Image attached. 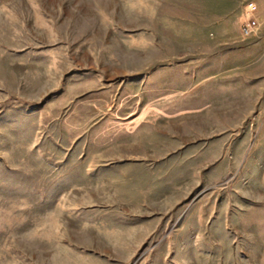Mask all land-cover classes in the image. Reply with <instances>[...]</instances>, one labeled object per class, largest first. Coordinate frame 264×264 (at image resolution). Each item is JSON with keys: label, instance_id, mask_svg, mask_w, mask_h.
<instances>
[{"label": "rangeland", "instance_id": "obj_1", "mask_svg": "<svg viewBox=\"0 0 264 264\" xmlns=\"http://www.w3.org/2000/svg\"><path fill=\"white\" fill-rule=\"evenodd\" d=\"M263 13L0 0V264H264Z\"/></svg>", "mask_w": 264, "mask_h": 264}, {"label": "built area", "instance_id": "obj_2", "mask_svg": "<svg viewBox=\"0 0 264 264\" xmlns=\"http://www.w3.org/2000/svg\"><path fill=\"white\" fill-rule=\"evenodd\" d=\"M257 8V5L252 6V8L249 11V20H247L244 24V31L246 35H251L253 32L257 29L259 26L258 19L254 14V9Z\"/></svg>", "mask_w": 264, "mask_h": 264}, {"label": "crops", "instance_id": "obj_3", "mask_svg": "<svg viewBox=\"0 0 264 264\" xmlns=\"http://www.w3.org/2000/svg\"><path fill=\"white\" fill-rule=\"evenodd\" d=\"M261 19H263L262 22H264V13H263V15L261 16Z\"/></svg>", "mask_w": 264, "mask_h": 264}]
</instances>
